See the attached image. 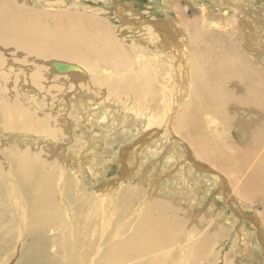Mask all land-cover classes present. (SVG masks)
<instances>
[{"label":"bare ground","instance_id":"obj_1","mask_svg":"<svg viewBox=\"0 0 264 264\" xmlns=\"http://www.w3.org/2000/svg\"><path fill=\"white\" fill-rule=\"evenodd\" d=\"M40 1L0 0V118L20 142L12 148L0 138V264H200L234 226L217 220L215 200L200 205L189 198L191 180L204 200L218 182L225 204L248 210L257 201L264 209V7L212 0L221 16L206 21L188 20L167 2L177 18L141 24L151 32L150 49L126 43L105 13L67 15L73 0H45L65 13L54 15L53 6L43 13L35 10ZM85 1L97 10L116 2ZM43 95L64 111L74 103L82 121L40 114L34 104ZM108 116L117 133H99L104 155L92 133L85 143L90 167L105 173L112 146L126 136L137 141L124 149L122 181L83 192L64 174L72 161L62 138L76 122L92 132ZM26 134L35 146L22 141ZM177 165L188 167L181 185ZM252 225V233L235 234L233 248L264 257V211ZM186 228L194 239L175 254Z\"/></svg>","mask_w":264,"mask_h":264},{"label":"rangeland","instance_id":"obj_2","mask_svg":"<svg viewBox=\"0 0 264 264\" xmlns=\"http://www.w3.org/2000/svg\"><path fill=\"white\" fill-rule=\"evenodd\" d=\"M44 1L45 0H41L40 1L41 4L39 3L40 6L38 8H35V10L41 11L44 13V12L48 11L50 6H53L55 9L58 10V12L52 11V12H54L53 13L54 15H56L58 13H63V15H64L65 11H63V12L59 11L62 4L59 5L57 3L58 4L57 6L56 5H50L49 6L48 3H45L46 1L45 2ZM115 1L116 2L113 3V1H112L109 4V6H110L109 8L108 7L104 8V9L98 8V10H97L96 8L100 6L97 3L93 4V3H90V2L85 1V0H75V1L73 0V1L68 3L69 5H67V6H69L68 10H70V11L66 12V14L68 15L70 13L72 15L74 12L85 14L87 12V13H91V14L97 13L99 15L100 14L103 15L105 13L102 17L104 18V16H105V18L109 19L111 26L113 27V29H115L116 34H118V36L121 39L124 38L126 43H130V44H135V45L144 44L147 46L149 45L150 49L154 48V46L149 44L150 43L149 37L151 36L150 35L151 32L149 30H147V28L143 27L142 25L144 23H146L148 27H151L155 22L159 23L160 21H163L167 17L170 18L171 16H174L177 18V16H175V15H177L178 9L175 10L171 6H168L167 2H171V1L174 2L175 8H176V5H178L180 7V9L186 13V17L188 20H193L195 18L203 19V17H204L203 20L207 21V19H209L210 17L214 16V17L218 18L219 16H221V12H220L219 8L217 7L216 2H214L212 0H115ZM116 4H117V6H116ZM202 5H204L207 8H212L213 12L204 13ZM251 5H252V7H255L257 9H258V6L264 7V0H254ZM92 6H93V9H92ZM221 6L225 9V11H229L230 15L236 13V10L232 7L227 8L226 5H222V4L219 7H221ZM249 8H250V6H248V7L245 6L244 10L240 9L241 15L238 14V16L243 17V14L246 13ZM30 9H34L33 6H31ZM116 9L120 10L119 13L117 12ZM259 9H260V11H264V8H259ZM100 10H101V12H99ZM123 19H125V20H123ZM242 23H244V22H241L240 25H242ZM136 24H138V25H136ZM206 24L209 27V22ZM68 92H69V90H68ZM74 94L75 93L73 90L72 95H74ZM38 100H37L38 104L35 103L34 105L39 109L38 112L40 114H42L43 116L49 115V116H53V118H54V115L59 113L61 115H66V116L68 115L69 118L72 117L73 119L77 120L78 122L82 121V120H80V121L78 120L80 117L77 118L76 109L72 105L74 103H70V105L65 107L66 111H64V109L61 107L62 105H60L59 104L60 102H57V100L47 98L44 95L42 97H38ZM51 112H53L54 114L53 113L51 114ZM96 118H98V117L96 116ZM54 119H56V118H54ZM56 121H60V120L56 119ZM0 122H2L1 126H0V138L3 139V137H4V140L5 139L9 140L8 141L9 146H11L12 148H17V145H20L19 141H15L17 138V135H16V137H13L12 134H10L9 132L4 130V127H3L4 122H3L2 118H0ZM75 125H77V126H75ZM75 125L72 127L73 134H71V135L66 134V136H64L65 139L62 138L63 143H65V145H67L66 146L67 148L65 147L64 153L66 152V154H68L70 157V161H72L71 164H68L70 166L66 169V171H64V174L66 173V175L72 180L71 183L82 184L83 185V187H82L83 192L87 191L88 193H90V192L94 191V189H98V188L106 189L109 187L108 189H111V187H113L117 181H122L123 177H124L123 167L125 166V163H126L125 159L127 156V155H125L124 149L131 146V144L136 142L137 139L133 138V136H131V137L126 136L127 139L125 137L123 141L116 142L112 146V148H114V151L116 152V154L115 155H111V154L109 155L108 154V156H110V157L112 156V163L110 162L108 164L109 167L107 166L105 168V171H104L105 173H103V172H101V170L96 171L93 166L90 167L91 163L88 164L86 162L88 156L91 155V153L89 150H88L89 152L86 153L87 149H86L85 143H87V142L89 143V141L92 139L90 137L92 136V133L94 132V135H98L97 136L98 139L95 142L96 143L99 142V144L102 147V149H99V150H101V152L103 153V151H104L103 149L106 146H104V140L101 139L100 136L103 133H105V134L109 133L111 135H115L117 133L116 127L113 125V121L111 119H109V116H108V120H107L106 125H104V126H97L96 125L95 127H93L92 132H89L87 127H84V130L86 129V131H87V132L85 131L86 135H84L85 132H83L84 130H82V127L79 126V123L76 122ZM28 137L29 136L26 134L25 138H23V140L22 139L21 140L25 141L26 143H29L30 146H31V144H33L32 146H35V144H36L35 142H37V140L36 139L34 140L31 137L29 139ZM109 138H111V136ZM141 138H143V137H141ZM110 142H112L111 139H109L107 142V145L109 147H110ZM29 145L27 144V146H29ZM83 146H84V148H83ZM79 149H81V150H79ZM38 150H40V148H38ZM38 150H37V152H38ZM78 153H82L81 154L82 158H78V156H77ZM103 155H104V153H103ZM119 155H120V157H119ZM157 159H158L157 163H159V158H157ZM61 165H62V163H61ZM181 168L182 167H180L179 165L176 166V171L178 172L177 173L178 185H181V182H182L181 177L183 175H185V173L187 172V169H188V167H185V169L184 168L181 169ZM150 169L153 171L152 166L150 167ZM137 172H138V170H137ZM151 174H153V173L151 172ZM188 174H189V177H191V179L194 178L192 176L191 172H188ZM151 178H153L152 182L156 181L155 177L152 176ZM184 178H186V177H184ZM124 181H123V186H125V187L126 186H131V187H136V188L139 187V186L131 185L130 184L131 181H129V182L128 181L124 182ZM190 183H191L194 191L188 195L189 198L192 199L193 202L196 201L200 205H204V204H206V202L209 204L211 199L215 200L216 209L218 208L216 211L220 210L218 213L217 220L218 219L222 220L224 218L226 221H231L232 223H230V224L234 226L232 229H234V231H235V232L233 231L231 233L230 239H224L223 241L218 242V245L215 246L213 248V250H211L209 253H206V255L201 259L200 264H208V263L214 264L215 261L219 262L218 264H226L227 259H229L230 262L231 261L235 262V264H264V261H263L264 257L262 256L263 252L260 254L261 257L256 258L259 255V254H256V252H257L256 249H255L256 255H253L251 250H248V252L246 250V251H244L245 253H243L242 249H240V252H239V249H237L236 250L237 252H236L233 248V246H234L233 241L235 239V236H236L235 234H237V232L248 233L250 231L252 233V231L255 230L253 228V225H252V219L258 217V213L264 211L263 207L260 206V204L257 201H254L253 209L246 210V209H243L241 207L237 208V206L234 209L235 205H232V207H231V205L225 204V200L218 199L217 195L220 194V193H218V191H219V188H221V186L219 185L218 182H217L216 186H214L212 188L213 192H211V195L207 197L208 199L204 200L203 199L204 197L201 196V193H203V192L201 191V193H199V194L196 192V191H198V188H199L196 180L195 181L191 180ZM57 184H65V181L60 179L57 182ZM144 187H145V191L149 192L150 194H151V192H153L152 189L150 190V184L148 182L144 185ZM63 189H64V187H63ZM78 194H80V193H78ZM118 195H120L119 192H118ZM212 206L213 205L211 204V206H209L208 209L210 210L211 209L210 207H212ZM200 209L203 210V206L199 207V211H200ZM236 209H239L240 212H237L238 210L236 211ZM241 209L246 210L245 215H243L241 213ZM233 210L236 211V213ZM221 212H222V214H221ZM190 225H192V224H190L189 222L186 224V226H190ZM192 226H195V224H193ZM200 229H202V228H200ZM204 229L205 230H203V231L206 234L211 233V231H213L212 229H211V231L209 230V226L204 228ZM188 230L189 229L186 228L185 232H183L182 238L179 241V245H180L179 248H174L175 254L182 253V248L185 247L189 241L194 239L192 235L186 234ZM51 234L52 233L49 232L48 235L54 236ZM246 247H247L246 249H248V246H246ZM252 256H254L255 258ZM171 259H174V258L172 257ZM215 259H217V260H215ZM10 264H12V262Z\"/></svg>","mask_w":264,"mask_h":264}]
</instances>
